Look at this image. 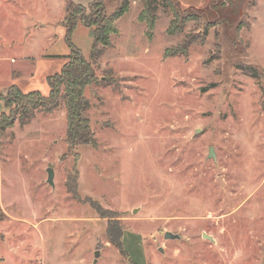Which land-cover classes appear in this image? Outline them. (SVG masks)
<instances>
[{
	"label": "rangeland",
	"instance_id": "374dc122",
	"mask_svg": "<svg viewBox=\"0 0 264 264\" xmlns=\"http://www.w3.org/2000/svg\"><path fill=\"white\" fill-rule=\"evenodd\" d=\"M171 1L179 33L161 0L148 32L142 0H129L112 47L91 59L94 148H68L62 103L1 133L0 264H264V0ZM64 14L65 0H0V95H48L69 53ZM198 36L187 57H164ZM71 42L90 60L84 26Z\"/></svg>",
	"mask_w": 264,
	"mask_h": 264
},
{
	"label": "trees",
	"instance_id": "16d2710c",
	"mask_svg": "<svg viewBox=\"0 0 264 264\" xmlns=\"http://www.w3.org/2000/svg\"><path fill=\"white\" fill-rule=\"evenodd\" d=\"M105 0H92L86 7L65 0V14L62 19L64 40L69 48L68 55L64 56L65 63L60 71L46 78L48 95L42 96L38 91L23 93L16 86L7 88L4 96L0 95L5 111L0 114L1 133L11 128L15 121L20 127L28 125L34 118L35 111L52 113L61 103L66 110V137L65 142L69 149L79 146L95 147V138L85 116L88 104L84 100V91L87 87L98 83L94 64L91 59H96L102 54V49L111 48V36L117 34L116 21L121 18L129 8V0H118L112 14L108 15L104 6ZM143 11L139 17L147 25V32L152 31L155 22V12L158 0H142ZM164 9L172 12L173 19L167 29L168 34H177L182 29L183 18L171 0H161ZM81 24L88 30L92 39L90 60L86 59L79 49L71 42L72 33L77 25ZM198 37L183 38L182 42L173 50H165L164 57H187L188 50L193 44H202ZM76 178L69 179L71 186L69 192L76 197ZM100 217L105 218L106 211L94 201L85 200ZM113 243V242H112Z\"/></svg>",
	"mask_w": 264,
	"mask_h": 264
},
{
	"label": "water",
	"instance_id": "95a60500",
	"mask_svg": "<svg viewBox=\"0 0 264 264\" xmlns=\"http://www.w3.org/2000/svg\"><path fill=\"white\" fill-rule=\"evenodd\" d=\"M207 159H212L215 161V155H214L212 147H210L208 149ZM53 178H54L53 170L50 168L47 169V183L50 184L51 186L53 185ZM163 238L165 240H178V239H180L178 235L172 234L170 232L164 233ZM203 238L209 240L210 242H213L212 238L206 236L205 234H203ZM98 256H99V253L95 252V257H98Z\"/></svg>",
	"mask_w": 264,
	"mask_h": 264
},
{
	"label": "crops",
	"instance_id": "0c3cea01",
	"mask_svg": "<svg viewBox=\"0 0 264 264\" xmlns=\"http://www.w3.org/2000/svg\"><path fill=\"white\" fill-rule=\"evenodd\" d=\"M182 1H185L188 4H190V5L192 4V5H195V6L200 5V2H201V0H182ZM82 6H86V5H82Z\"/></svg>",
	"mask_w": 264,
	"mask_h": 264
}]
</instances>
